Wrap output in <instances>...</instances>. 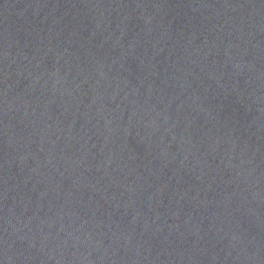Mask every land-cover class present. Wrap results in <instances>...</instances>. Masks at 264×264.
Returning a JSON list of instances; mask_svg holds the SVG:
<instances>
[{"label":"water","instance_id":"95a60500","mask_svg":"<svg viewBox=\"0 0 264 264\" xmlns=\"http://www.w3.org/2000/svg\"><path fill=\"white\" fill-rule=\"evenodd\" d=\"M0 264H264V0H0Z\"/></svg>","mask_w":264,"mask_h":264}]
</instances>
